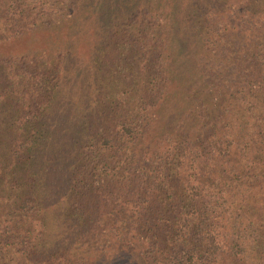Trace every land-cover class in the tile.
Returning <instances> with one entry per match:
<instances>
[{"label": "trees", "instance_id": "obj_1", "mask_svg": "<svg viewBox=\"0 0 264 264\" xmlns=\"http://www.w3.org/2000/svg\"><path fill=\"white\" fill-rule=\"evenodd\" d=\"M11 2L12 38L28 32L47 41L32 71L35 52L0 55V77L9 75L0 111L15 110L0 120V264L83 261L69 250L61 257L60 247L80 245L67 236L93 221L73 195L92 194L111 208L99 223L137 220L136 233L118 242L121 257L158 247L163 225L164 249L139 254L146 264H218L221 255L264 264V0ZM129 60L138 65L132 75ZM235 68L247 80L234 83ZM63 99L70 113L56 117ZM106 109L119 112L114 130L90 134L89 114ZM246 118L251 133H241ZM235 128V143L217 134ZM117 184L127 190L108 197L106 187ZM213 215H229L231 239L199 221ZM99 228L93 244L106 236Z\"/></svg>", "mask_w": 264, "mask_h": 264}, {"label": "rangeland", "instance_id": "obj_2", "mask_svg": "<svg viewBox=\"0 0 264 264\" xmlns=\"http://www.w3.org/2000/svg\"><path fill=\"white\" fill-rule=\"evenodd\" d=\"M13 0H0V39H4V38H8L9 41L5 42L4 44L1 43L0 44V55L3 54V56H8L6 55L7 53L13 54V55H18V54H23L26 52H35L34 53V58L30 59L29 64L31 65L32 62L35 60L36 57L39 53V51L42 50V46L44 47V43L47 41V38L45 35H31L27 32L24 33L21 37L17 38H12L15 35H12L11 32H15L13 30L12 27V23L13 20L11 19V16L14 13H17L18 11L15 10V7L13 6L12 2ZM43 0H35L36 4L38 6H40V3ZM22 9V8H21ZM145 13L144 9L142 11V14ZM141 17V15H139ZM15 19V18H14ZM136 21V20H135ZM144 23H146V20L143 19ZM139 22H134L133 24H138ZM75 25V24H74ZM69 26V25H68ZM69 29L73 30V26L72 28L69 26ZM89 36H91V34H89ZM135 38L137 39V41L141 38L138 34H134ZM70 37V38H69ZM69 39H73L72 34L71 36H69ZM17 38V39H16ZM54 39V40H53ZM48 40H59L57 39L55 36L51 37ZM13 41L15 43H13ZM79 43H81L82 47L79 49L78 47V53L80 54V56H84L88 50L87 48V43H86V38L82 39L79 41ZM11 49V50H10ZM115 50V48L112 47L110 48L109 51H113ZM37 54V55H36ZM11 56V55H10ZM110 60H116L117 59V54H109L108 55ZM85 60L87 61L88 58H85ZM11 62H13L14 60H9ZM106 62V61H105ZM129 62L131 63L129 66L132 67V70L129 71V73L132 75L134 73V68L136 70H138V65L136 63H132L130 60ZM36 65H31L30 66V71H32L33 69H35ZM88 68V67H87ZM235 72L237 73L236 75H234L235 82L241 81V80H247V76L246 74L248 72H243L244 69H239V71L237 72V68H235ZM104 70H107V74L108 73H115V71L113 70V68H111V66L107 63H105L104 66ZM35 71L39 72V69H36ZM120 70H117L116 72L119 73ZM125 73V72H123ZM106 74V75H107ZM8 72H3L1 74L0 77V91L1 89H6L7 86V81H9V75ZM12 78V77H11ZM132 79V77H131ZM6 93V90H4ZM7 101H5V105L9 106L10 104V100L5 98ZM41 101V100H40ZM23 102V101H22ZM232 102V101H231ZM229 102V103H231ZM14 103V102H13ZM62 103V109H60L61 113H57L55 116L56 117H61L64 118L66 116L69 115L70 110H71V104L67 103L66 99H63L61 101ZM241 102L237 103L238 105ZM15 104V103H14ZM37 105V104H35ZM39 105V104H38ZM95 106V105H94ZM93 106V108H94ZM36 110V114L37 116H41V110H39L37 107H34ZM118 110V108H117ZM15 110L9 108V107H5L3 110L0 111V120H8L9 117L15 116L14 114ZM11 113V114H10ZM24 115V114H22ZM249 115V114H248ZM119 112H117L116 110H112V111H106L102 110L101 113L97 112V113H93V114H89V118H88V129H89V133L92 135H96L97 133H108V131H113L114 130V126L116 124L117 119L119 118ZM173 118L169 119L167 121H164L162 124L164 125H173ZM175 119V118H174ZM2 120V121H3ZM245 122L247 123V128H246V132L243 131L241 133H251V130H249V128L253 125V119L248 121V118L245 119ZM15 132V131H14ZM235 133H240L239 130H237L235 128L234 131H225V133H219V131L217 132L218 135H226L227 137L230 138V140H232L235 143V139L233 138V136H236ZM247 141L249 142V137L246 138ZM8 140H6V142H4L3 145H6ZM243 140H241L242 142ZM251 145V142L248 143V146ZM247 147V146H245ZM252 147V146H250ZM226 148L228 149V145L226 144ZM241 149H244V144L242 145ZM222 151H224V149H222ZM228 151H232L231 149H229ZM65 188H68L66 186V184H64ZM181 186H179V189L181 190ZM107 192L106 195H110L108 197H111L113 195V191L114 192H119V194L121 193V191H125L127 189H125L121 184H117L114 186H108L106 187ZM178 188L176 190H179ZM87 190V187L84 188V191ZM73 200L78 203H82V205L84 206V211L86 212V215L88 216V218L92 219V223H87L84 224L80 229L73 231L71 233H69V235L67 236L70 239H74L76 241V243L80 244L77 245L76 247H71V246H61V253H64L61 257H65V252L66 251H70V253H74L77 252V256L80 259H83V261L77 260V259H73L71 258L69 263L71 264H146L145 262H143V260L140 258L139 259V254H143L146 253V255L149 256H153L156 253L160 252L161 250L163 251V247H164V243L161 240L163 238L162 233L164 234V227L163 225H157V228L159 229V235L160 237L158 238L160 245H158V247H154L151 246L149 248L145 247L144 250L139 251V250H135V251H129L126 252L125 250H122V256L120 255V253L118 252V242H121V237L122 235H124V233H130L129 237H132V234L136 233V229L137 227H139V225L137 224V220H133L131 222V220H126L123 221L121 218H113L111 220H108L106 222H104L102 220V223H99L101 221L102 218V213L103 211H110L111 208H109V204H107L105 196L102 197V195H88V196H82V198L77 195V198L75 200V196L73 195ZM80 201V202H79ZM174 204L177 205V202H179L180 200L178 199H173ZM96 205H99L100 210L102 209V211L100 213H98V207ZM130 212L133 211H137V209H135L134 207H130L129 208ZM158 211H155L153 213H150L149 215H147L145 217V219H151L152 221L156 218V213ZM185 213H190V210H186L185 209ZM132 215V214H130ZM175 216V215H174ZM165 219L173 220V216L169 213L167 216H165ZM184 217L183 216L182 219V223H184ZM189 218L191 216H188ZM194 218V217H192ZM229 215H222V216H217V215H213L210 217H200L199 221L202 223H204V225H207L209 227V229H215L214 233L218 236H227L230 235V239L232 238V231H230V226H231V220L229 219ZM97 222V223H96ZM101 224V226H100ZM100 226V228H99ZM161 226V227H160ZM99 228V232H105L107 230V233L105 234L106 236L103 237L101 243L99 244H93V235L95 234V231ZM149 226L146 227V230L148 231ZM175 230L177 231H181L183 232V227L181 226H177L175 227ZM139 233H141L139 231ZM154 235H157L156 233H154L152 230L148 232V237L153 236L152 239L153 241L157 240L156 237H154ZM76 238V239H75ZM227 239V238H226ZM157 240V241H158ZM228 241V240H227ZM209 247L206 248L209 252H213V247L210 246V244H208ZM206 247V245H205ZM160 249V251H159ZM158 250V251H157ZM219 251V250H218ZM81 255V256H80ZM158 257H162V256H158ZM47 259L45 260H41L46 262L45 264H62L64 263L63 261H61L62 259H49V257H46ZM123 258V259H122ZM214 259V258H213ZM48 260V261H47ZM235 260L232 259V257H228V255H221L219 260H217L216 262L218 264H233ZM213 262V260H212Z\"/></svg>", "mask_w": 264, "mask_h": 264}]
</instances>
